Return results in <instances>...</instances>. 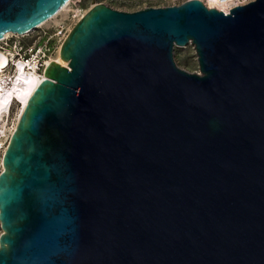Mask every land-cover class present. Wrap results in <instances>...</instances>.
<instances>
[{
	"label": "water",
	"instance_id": "95a60500",
	"mask_svg": "<svg viewBox=\"0 0 264 264\" xmlns=\"http://www.w3.org/2000/svg\"><path fill=\"white\" fill-rule=\"evenodd\" d=\"M67 2L0 0V39ZM59 56L2 154L0 264H264V0L95 3Z\"/></svg>",
	"mask_w": 264,
	"mask_h": 264
},
{
	"label": "built area",
	"instance_id": "2783aa9c",
	"mask_svg": "<svg viewBox=\"0 0 264 264\" xmlns=\"http://www.w3.org/2000/svg\"><path fill=\"white\" fill-rule=\"evenodd\" d=\"M59 13L29 33L22 35L8 33L0 39V55L5 59V64L0 67V76L7 79V85L16 79L15 70L17 64L20 63L25 69L34 71L40 78H43L46 66L55 60V56L72 26L71 23L66 25L67 22L63 18L57 19ZM84 13L85 11L82 12V10L76 12L68 9L66 19L68 22H75ZM50 21L51 24L46 25ZM15 103L13 102L11 105ZM8 116L9 113L6 118Z\"/></svg>",
	"mask_w": 264,
	"mask_h": 264
},
{
	"label": "bare ground",
	"instance_id": "6f19581e",
	"mask_svg": "<svg viewBox=\"0 0 264 264\" xmlns=\"http://www.w3.org/2000/svg\"><path fill=\"white\" fill-rule=\"evenodd\" d=\"M203 2L207 5V7H214L218 10H222L225 13H229L230 9L234 8L237 5H241L245 3V0H203ZM68 3L63 6L60 12L67 10ZM83 16V15H82ZM8 34V33H6ZM5 34V35H6ZM55 61L61 65H66L67 63L61 60L59 56V52L55 56ZM5 64V59L0 55V67ZM17 74L16 79L7 85L8 81L6 78L0 76V153H1V160L2 154L5 151L6 144L2 146V138L6 136V125L4 120L6 119L9 111L10 106L13 102L18 104V111L17 117L15 118L16 121L22 112V108L26 104L28 98L32 94L35 87L41 82L43 78H40L36 72L27 70L23 67V65L17 64V68L15 70ZM16 121L14 125L9 130V135L12 134ZM2 169V164H1Z\"/></svg>",
	"mask_w": 264,
	"mask_h": 264
},
{
	"label": "rangeland",
	"instance_id": "374dc122",
	"mask_svg": "<svg viewBox=\"0 0 264 264\" xmlns=\"http://www.w3.org/2000/svg\"><path fill=\"white\" fill-rule=\"evenodd\" d=\"M184 1L186 0H71L70 4L67 6L66 9L67 10L72 9L76 12H80V10H82V12L83 11L86 12L93 4L103 3L114 9L120 10V11L132 12V11L140 10L146 7H164V6H170V5H177ZM249 1L251 0H245V3ZM67 3H69V0ZM67 10L59 13V15L57 16V19L63 18L67 22L66 25H68V23H71L72 25L71 28H72L73 25L76 23V21L75 22L67 21L66 19ZM50 24H51V21L47 23L46 25H50ZM174 59L179 67L189 72H198V64L196 61L194 48L191 44H187L184 47H175L174 48ZM17 111H18V104L15 103L11 105L9 116L8 118L4 120L7 132H6V136L2 138V145L7 144L8 142L9 130L16 121L15 118L17 117ZM0 171H1V153H0ZM1 231L2 230L0 228V234H1Z\"/></svg>",
	"mask_w": 264,
	"mask_h": 264
}]
</instances>
